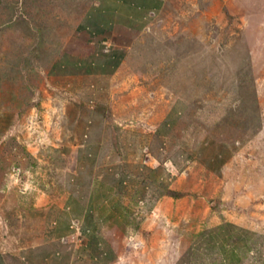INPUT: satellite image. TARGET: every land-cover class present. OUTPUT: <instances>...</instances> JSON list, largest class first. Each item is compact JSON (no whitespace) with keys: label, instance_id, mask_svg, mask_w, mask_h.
Returning a JSON list of instances; mask_svg holds the SVG:
<instances>
[{"label":"rangeland","instance_id":"rangeland-1","mask_svg":"<svg viewBox=\"0 0 264 264\" xmlns=\"http://www.w3.org/2000/svg\"><path fill=\"white\" fill-rule=\"evenodd\" d=\"M158 1L0 0V264H264V0Z\"/></svg>","mask_w":264,"mask_h":264},{"label":"crops","instance_id":"crops-1","mask_svg":"<svg viewBox=\"0 0 264 264\" xmlns=\"http://www.w3.org/2000/svg\"><path fill=\"white\" fill-rule=\"evenodd\" d=\"M135 2V3H134ZM129 3V8L131 13L126 17V24L128 26H134L139 20L137 18H143V15L146 14V10H155L158 7L159 1L158 0H147L145 2H141L140 0H127ZM142 16V17H140Z\"/></svg>","mask_w":264,"mask_h":264},{"label":"trees","instance_id":"trees-1","mask_svg":"<svg viewBox=\"0 0 264 264\" xmlns=\"http://www.w3.org/2000/svg\"><path fill=\"white\" fill-rule=\"evenodd\" d=\"M166 194L173 197V198H179L182 196L181 192L175 191V190H167ZM224 225H232L230 222H225ZM201 234H205V232H202ZM213 235L212 232L209 233L208 239L212 240ZM193 250L191 247H189L186 252L182 254V256L178 259L177 264H189L191 257H193Z\"/></svg>","mask_w":264,"mask_h":264}]
</instances>
